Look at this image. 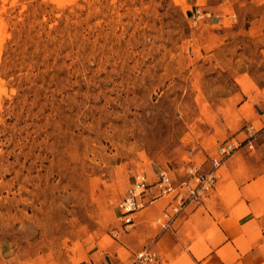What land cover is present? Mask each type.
<instances>
[{
  "label": "rangeland",
  "instance_id": "obj_1",
  "mask_svg": "<svg viewBox=\"0 0 264 264\" xmlns=\"http://www.w3.org/2000/svg\"><path fill=\"white\" fill-rule=\"evenodd\" d=\"M254 91L264 0H0V264H102L134 176L208 171Z\"/></svg>",
  "mask_w": 264,
  "mask_h": 264
},
{
  "label": "crops",
  "instance_id": "obj_2",
  "mask_svg": "<svg viewBox=\"0 0 264 264\" xmlns=\"http://www.w3.org/2000/svg\"><path fill=\"white\" fill-rule=\"evenodd\" d=\"M252 97L243 96L239 108L251 102L261 120L264 96L254 91ZM243 134L244 130L236 137L243 139ZM255 143V155L240 153L250 151L244 145L217 167L218 173L224 166L226 174H218L215 190L203 204L189 203L168 227L153 226L150 214H156V221L177 200L169 199L160 211L153 204L166 195L154 198L158 192L155 187L149 189L146 198L150 202L132 214V223L116 231L118 238L105 252L102 264H129L136 251L143 248L157 252L154 264H264V135ZM207 159L205 167L211 169ZM173 178L177 185L183 181ZM148 208L151 211H145ZM122 249L130 253L127 262Z\"/></svg>",
  "mask_w": 264,
  "mask_h": 264
},
{
  "label": "built area",
  "instance_id": "obj_3",
  "mask_svg": "<svg viewBox=\"0 0 264 264\" xmlns=\"http://www.w3.org/2000/svg\"><path fill=\"white\" fill-rule=\"evenodd\" d=\"M196 12L200 15V9ZM262 125L257 127L251 123L246 125L244 132L245 138L232 137V142H223L217 150V155L212 158L213 167L208 171H201L198 167H192L189 170V177L181 181L180 184L174 182L173 176L167 170L159 171L155 181H148L145 175H135L134 180L128 188L125 196L119 203L121 218L124 223H132V214L147 205V193L149 189L155 187L158 195H173L176 199L175 204L165 209L162 216L157 219L159 225L168 227L173 219L184 210L189 203L196 206L203 204L206 198L215 190L218 175L216 168L221 166L229 156L244 145L254 148L253 140L258 136L264 135V116L261 119ZM158 260V254L151 248H143L137 251L133 256L131 264H154Z\"/></svg>",
  "mask_w": 264,
  "mask_h": 264
},
{
  "label": "bare ground",
  "instance_id": "obj_4",
  "mask_svg": "<svg viewBox=\"0 0 264 264\" xmlns=\"http://www.w3.org/2000/svg\"><path fill=\"white\" fill-rule=\"evenodd\" d=\"M255 125H256V124H255ZM256 126L258 127V125H256ZM244 137H245V132H244ZM244 137H243V138H244ZM231 140H233V138H231V139H228V140H227V142L231 143V142H232ZM254 141H256V139H255V140H253V143H254ZM246 146H249V145H246Z\"/></svg>",
  "mask_w": 264,
  "mask_h": 264
}]
</instances>
